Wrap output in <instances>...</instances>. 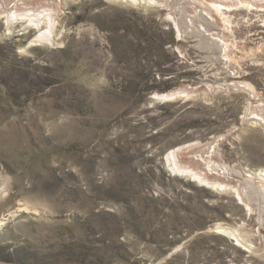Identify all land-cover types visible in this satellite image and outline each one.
<instances>
[{
	"label": "rangeland",
	"instance_id": "rangeland-1",
	"mask_svg": "<svg viewBox=\"0 0 264 264\" xmlns=\"http://www.w3.org/2000/svg\"><path fill=\"white\" fill-rule=\"evenodd\" d=\"M32 1L30 9L43 4ZM52 2L50 18L13 14L14 3L0 0V264H264V194L242 176L264 169V127L245 121L264 112V10L241 6L230 32L212 29L236 45L219 61L200 33L180 23L179 33L183 15L164 2ZM160 63L182 78L147 91ZM199 155L231 168L225 178L208 173L235 187L172 168L176 159L207 172ZM133 211L137 225L166 226L180 241L162 252L134 232ZM202 232L226 241L200 240L189 257Z\"/></svg>",
	"mask_w": 264,
	"mask_h": 264
},
{
	"label": "bare ground",
	"instance_id": "bare-ground-1",
	"mask_svg": "<svg viewBox=\"0 0 264 264\" xmlns=\"http://www.w3.org/2000/svg\"><path fill=\"white\" fill-rule=\"evenodd\" d=\"M7 1L14 3V7H16V10L13 11V14H18V15L37 16L40 14L43 15V13H45V15L50 17L53 15V6L55 7L54 2L50 3V1H53V0H43V2L41 0L43 4L39 5L40 7L39 8L37 7L38 9L36 8L30 9L32 8L30 7V4H34L32 0H7ZM133 1H140V0H133ZM142 1H145V0H142ZM149 1L150 2L154 1L158 3L164 2L166 5L173 7L174 10L177 11L176 13L180 15V17L183 15L180 18V22L175 20L173 17V21L175 20L179 33L181 32L179 28V23L181 24L180 27L187 28V29L189 28L191 31L193 30V31H196V33L197 32L200 33V36L202 37L203 42H205L206 40L205 42L206 44L214 45V48L216 46L219 47L220 51L222 50L221 56L222 58L225 57V59L227 57L228 51H230V49H236V45L230 43L229 41L226 40L227 38L226 39L225 37L223 38L222 36L219 35L218 31L212 30V29L215 28V26H221L220 29L226 31V33L228 31L230 32L232 30V24H231L229 15H231L230 13L233 11V9L236 10L237 8H242L244 6L248 10H251V9L264 10V0H149ZM41 2H38V4ZM58 3L59 1H57V4ZM185 17L189 18L188 19L189 22H187L188 20L186 21L187 18L185 19ZM30 19L33 20V17ZM229 27H231V29ZM42 32L39 36L48 38L50 36L51 31L48 29L47 31L45 32L42 31ZM205 32L208 33V35L205 34ZM208 40H210L211 43H209ZM227 85H230V84H227ZM248 87H249L248 89L250 90L249 92L251 93L254 92L253 91L254 88L252 85H248ZM180 91L170 92L162 96L163 97L172 96V94H176L177 92H180ZM262 109L264 111V107ZM247 113H248L247 115L249 116V118L253 119V120L251 119L252 121L264 127V112H257L253 110ZM176 151L177 149L168 153L167 158L169 159H171L170 157L174 158L177 155ZM212 151L213 149L210 151V153ZM175 160L174 162H172L173 163L172 168L174 170L176 169V170H179L180 172H187L188 174H190V176L193 179H198L203 184H208V185H212V186L219 187V188H225V187L227 188L228 186H230V183L228 184V182H226L227 179H224V178L227 177V175L232 174V172L234 171L228 166H226L225 164L217 163L211 159L206 160L205 158L200 157L199 159L196 160L199 163V166L200 164H203L202 162L203 160L205 165L208 167V169H210V170L207 169V172H206L205 171L206 168H202L204 171L201 172V170L198 171V170H194L193 168L182 167L181 164L180 165L179 163L177 164ZM208 171H210V173H214V174L216 173L219 176L223 174L224 178L221 180L218 177L215 178L216 175L212 174L214 176V178L212 179L209 176ZM253 174H256V177L259 179L256 181L252 179ZM242 176L245 177V183L250 185L252 189H255L259 193V196H262V194H264V169H262L260 173H247L246 172V174H243ZM231 186H234V185H231ZM238 189L235 190L236 195L239 197L241 201L245 202L243 194ZM247 202H245V204L249 208L250 206L248 205ZM216 230L226 231L228 229L226 227L219 226L216 228ZM230 234H232V236L235 237L236 243H240L239 238L235 235V232L230 231ZM245 247L248 248L247 245Z\"/></svg>",
	"mask_w": 264,
	"mask_h": 264
},
{
	"label": "trees",
	"instance_id": "trees-1",
	"mask_svg": "<svg viewBox=\"0 0 264 264\" xmlns=\"http://www.w3.org/2000/svg\"><path fill=\"white\" fill-rule=\"evenodd\" d=\"M174 41V38H172V42ZM164 51V50H163ZM173 57V60H176L178 61V56L173 53L172 55ZM158 70V75H159V80H156L154 84H152L150 87L147 88V91H153V90H157V91H162V90H166V89H169L171 87H173L174 85H176L178 82H180L179 80L182 78L181 74H177V73H171L169 71V68L168 67H165L164 63H160L157 65V68ZM173 75L170 79L168 80H161V78L163 77V75ZM131 83H136V82H133L131 81ZM135 86V84H134ZM127 88L131 89V85L130 87L129 86H126ZM196 121L190 123V125L194 124ZM182 126V125H181ZM192 128V127H191ZM163 131V130H162ZM214 132H218V129L217 130H209L207 131L202 138H205L207 137L208 135L214 133ZM158 135H161V132L159 131H156V134L154 136H157ZM135 150V149H134ZM160 170L162 171V166H159ZM167 177L169 178V175H167ZM198 189H201V190H206V188H198ZM158 209V207L156 205L152 206L151 207V210L152 212L156 211ZM132 215L134 214V216L130 219L131 221V226L134 230V232L137 234V235H140L142 236L143 238H148V240L150 239V241L156 246L158 247L159 249H161L162 252H166L165 249H166V246H172L176 243H178L180 241V239H178L176 236L177 233H171V237H169L170 233H169V230L166 226H162L160 228H155V229H149L148 231L141 227L140 225H137L136 224V217H137V212L133 211L131 213ZM224 211H222L219 215V217H224ZM134 219V220H133ZM194 230H198V231H202L204 229H206V225L204 224H201V225H193L192 227ZM173 229H175V227H173ZM179 234V233H178ZM148 235V237H147ZM214 237H218L220 239H222L223 241H226V237L225 236H221V235H215V234H210V233H198L195 238L193 240H191L190 242V247L188 248V254H189V257H192L193 254L195 252L194 251V246L197 244L198 241L200 240H203V239H209V238H214ZM212 249H214V247L210 246ZM177 254L173 255L174 257H176ZM223 255V254H222ZM221 257V256H220ZM222 258V257H221ZM225 258V256H224ZM223 260V259H222ZM167 264H172V261H171V257L170 259L166 260ZM23 264V263H22Z\"/></svg>",
	"mask_w": 264,
	"mask_h": 264
},
{
	"label": "water",
	"instance_id": "water-1",
	"mask_svg": "<svg viewBox=\"0 0 264 264\" xmlns=\"http://www.w3.org/2000/svg\"><path fill=\"white\" fill-rule=\"evenodd\" d=\"M205 42H206V40H205ZM208 42L209 43H211V41L210 40H208ZM216 46V45H215ZM216 52H217V59L220 61V49H219V47H217L216 46ZM224 85V87L226 88V89H231L232 87H233V85L234 84H230V85H227V84H223ZM180 90H184V91H186L188 94H191V93H196V92H198L199 91V87H191V86H186V85H183V86H181L180 87ZM176 96V94H174V96L173 97H171V98H174ZM152 97L153 98H161V100H169V98H164V97H161V96H156V95H152ZM170 98V99H171ZM245 121H251L250 120V118H246L245 119ZM166 161H167V158L165 159ZM235 196H236V198H237V200H238V202H239V204H241V205H243V206H246V204H245V202H247L246 200H245V202H243V201H241L240 199H239V197L236 195V193H235ZM246 209H248L247 207H246ZM214 226H215V228H217V227H219V226H222V224L221 223H216V224H214ZM224 227V226H223ZM228 230H226V231H217V232H219V233H221V234H224V235H226V236H229L230 237V239H232V240H234V241H236L235 240V237L234 236H232V234H230V231H232L230 228H228V227H226Z\"/></svg>",
	"mask_w": 264,
	"mask_h": 264
}]
</instances>
